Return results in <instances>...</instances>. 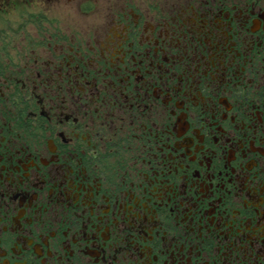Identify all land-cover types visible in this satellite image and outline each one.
<instances>
[{
    "label": "flooded vegetation",
    "instance_id": "obj_1",
    "mask_svg": "<svg viewBox=\"0 0 264 264\" xmlns=\"http://www.w3.org/2000/svg\"><path fill=\"white\" fill-rule=\"evenodd\" d=\"M0 264H264V0H0Z\"/></svg>",
    "mask_w": 264,
    "mask_h": 264
}]
</instances>
